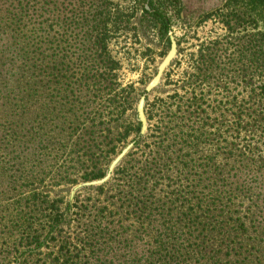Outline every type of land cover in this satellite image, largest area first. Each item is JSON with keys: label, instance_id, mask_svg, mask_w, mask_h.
Instances as JSON below:
<instances>
[{"label": "trees", "instance_id": "16d2710c", "mask_svg": "<svg viewBox=\"0 0 264 264\" xmlns=\"http://www.w3.org/2000/svg\"><path fill=\"white\" fill-rule=\"evenodd\" d=\"M179 6L180 0H138L135 10L140 25L154 28L171 48L172 13ZM215 16L228 28L246 24L237 56L260 83L247 113L235 105L227 175L215 173L223 168L214 162L180 153L201 147L183 131L185 123L179 126L182 117L166 114L167 104L163 121L148 128L160 144L135 145L150 148V156L139 160L129 153L97 187L105 205L74 203L83 213L69 219L70 204L40 189L73 176L102 178L111 152L107 140L121 142L134 133L142 138L141 121L119 132L98 127L105 117L109 125L123 106L117 97L105 98L122 94L103 84L112 75L106 52L112 34L132 20L113 0H0V239L21 244V264H264L257 244L264 237V164H255V145L242 135L264 130V0H226ZM135 90L138 101L142 92ZM193 100L183 101L184 115L194 113L199 99ZM83 159L91 164L78 175ZM110 189L115 195L106 193ZM71 220L79 221L78 234L63 237ZM52 244L55 255L33 260Z\"/></svg>", "mask_w": 264, "mask_h": 264}, {"label": "rangeland", "instance_id": "374dc122", "mask_svg": "<svg viewBox=\"0 0 264 264\" xmlns=\"http://www.w3.org/2000/svg\"><path fill=\"white\" fill-rule=\"evenodd\" d=\"M137 1L113 0L116 6L125 9L126 18L130 17L132 22L127 28L121 26L112 34V42L108 52H106L113 62L107 64L112 67V70L107 69L112 75L106 77L107 81L103 84L118 88L119 92H122V94L112 92L105 98L110 100L112 97H117L116 101H120L123 106L115 110L119 113L112 117L113 120L109 125L105 122L108 123L110 117H102L104 121L107 120L98 127L108 126L112 128V131L119 132L124 131L137 121H141L139 104L144 97L143 111L147 119V128L145 132L141 129L142 140L139 139V136L136 137V133L121 142L117 140L111 142L113 136L107 140L106 146L107 149H111V152L110 158L107 160L109 162H107V171L104 177L84 180L80 178L81 176H73L67 183L51 182L49 189H40L43 191L42 194L59 199L61 203L68 202L70 204L72 209L70 216L71 214L72 216H69V219H79L83 213L77 208L73 209L74 203L88 206L94 203L101 206L105 205V195L100 194L97 187L107 183L113 177L115 169L129 153L139 156V160L145 158L146 155L150 156V148L138 149L139 147H135V145L139 140L140 147L147 143L152 144V147L154 144H160L161 137L154 136L152 131H148V128L149 126L152 129L156 128L159 124L158 120H162L159 116L161 110H163V106L168 107L167 104L170 106L171 113L164 110L166 114L182 117L178 120L179 126L181 123H185L182 128L183 131L195 138L194 143L199 140L201 147L196 154L188 149H184L180 153L191 152V156L194 155L199 162L206 161L211 166L214 162V167L223 168L216 170L215 173L226 176L232 163L229 150H231L233 141L232 121L235 105L241 107L242 113H247L251 109L248 100L251 95L255 96L256 94L252 90L254 91L255 87L260 85L249 72L247 60H242L241 57L237 56L235 44L246 35V24L228 28L220 18L215 16V10L222 6L226 0H180V9L172 13L173 26L172 32L169 34L171 39L176 42L175 55L165 67L159 82L148 89L171 48L154 28L140 25V15L135 10ZM236 20L237 16L234 17V21ZM114 67L115 69H113ZM208 68L209 71H207ZM205 73H209L210 76L204 80L203 75ZM134 88L137 89V92H142L138 101L132 98V93H136V90L132 91ZM121 97L126 98L125 103ZM190 98L199 99V102L193 108V114L187 112L184 115L183 101ZM103 104L104 101H99L96 105ZM148 116L151 119L150 123ZM252 130L244 132L242 135L251 138L255 145L253 151L258 153L255 158H252L256 160L255 164H264V130L260 129L258 133L256 131L252 133ZM146 135H150V137L147 139ZM191 137L186 136L185 138L189 140L192 139ZM169 143L172 144V141ZM114 144L118 145L115 151ZM186 144L190 145L191 143L187 141ZM219 147H228L225 150L226 153L224 150L219 153ZM180 148L178 146L177 149L180 150ZM126 149L125 156L114 166L110 177L102 182L108 175L112 163ZM173 149L175 148L171 147V150ZM99 153L101 152L99 151ZM89 164L91 163H87L85 159L81 160L82 170L78 175L84 174ZM173 171L176 173L175 170ZM206 175L209 176V173L206 172ZM251 192L258 194L260 191L252 189ZM106 193L115 195L111 189ZM260 193H262L261 199H264V190ZM70 222V226H68L69 224L64 225L66 228L62 232L63 237L71 238L78 234L76 224L79 221L71 220ZM6 232L8 235L11 234L7 230ZM253 236L255 235L249 232V239H253ZM14 240L16 239H0V259L3 264H21V244L14 247ZM257 244L264 252V237H260ZM57 249L58 247L52 244L42 253H37L33 260L40 262L43 258L55 255Z\"/></svg>", "mask_w": 264, "mask_h": 264}, {"label": "water", "instance_id": "95a60500", "mask_svg": "<svg viewBox=\"0 0 264 264\" xmlns=\"http://www.w3.org/2000/svg\"><path fill=\"white\" fill-rule=\"evenodd\" d=\"M175 52H176V42L175 40H172V46H171V50L169 52V54L167 55V57L164 59V61L161 63L160 67H159V70L155 76V78L151 81V83L149 84L148 86V89H151L152 87H154L160 80L161 76H162V73L165 69V67L170 63V61L173 59L174 55H175ZM144 97H142L141 101H140V104H139V117L142 121V131L145 132L146 128H147V119L145 117V113L143 111V103H144ZM127 152V149L124 150L116 159L115 161L112 163L111 167H110V170H109V173L108 175L102 180L105 181L106 179H108L110 177V174L114 168V166L125 156Z\"/></svg>", "mask_w": 264, "mask_h": 264}]
</instances>
